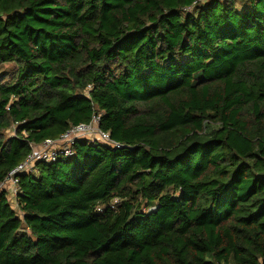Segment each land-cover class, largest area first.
<instances>
[{
    "label": "trees",
    "instance_id": "16d2710c",
    "mask_svg": "<svg viewBox=\"0 0 264 264\" xmlns=\"http://www.w3.org/2000/svg\"><path fill=\"white\" fill-rule=\"evenodd\" d=\"M99 113L121 144L0 192V264H264V0H0V183Z\"/></svg>",
    "mask_w": 264,
    "mask_h": 264
},
{
    "label": "built area",
    "instance_id": "2783aa9c",
    "mask_svg": "<svg viewBox=\"0 0 264 264\" xmlns=\"http://www.w3.org/2000/svg\"><path fill=\"white\" fill-rule=\"evenodd\" d=\"M99 116V113H94L88 122L70 126L56 139H48L38 144L30 143L31 152L7 173L0 183V192L6 191L9 200V197H15L18 192L19 174L34 172L38 162L50 163L57 157L71 156L72 146L76 141L86 140L102 143L113 149L121 148V144L113 140L108 131L99 128Z\"/></svg>",
    "mask_w": 264,
    "mask_h": 264
},
{
    "label": "rangeland",
    "instance_id": "374dc122",
    "mask_svg": "<svg viewBox=\"0 0 264 264\" xmlns=\"http://www.w3.org/2000/svg\"><path fill=\"white\" fill-rule=\"evenodd\" d=\"M9 198L10 200L8 198L7 199L10 203V207L16 212V214L20 216L21 211L19 210V207H18L16 195L15 197H9Z\"/></svg>",
    "mask_w": 264,
    "mask_h": 264
}]
</instances>
